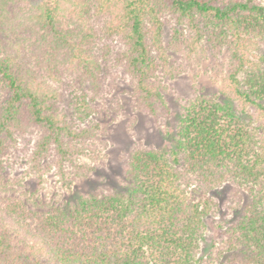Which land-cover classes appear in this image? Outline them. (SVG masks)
Instances as JSON below:
<instances>
[{
    "label": "trees",
    "instance_id": "obj_1",
    "mask_svg": "<svg viewBox=\"0 0 264 264\" xmlns=\"http://www.w3.org/2000/svg\"><path fill=\"white\" fill-rule=\"evenodd\" d=\"M197 50L225 56L228 70L215 92L192 84L175 99L174 145L124 152L119 190L45 210L0 195V264H264V5L255 0H0V182L20 140L38 179L77 168L106 137L108 124L92 118L119 72L138 110L165 114L164 81L185 75ZM224 185L236 216L202 259L205 220L219 211L211 193Z\"/></svg>",
    "mask_w": 264,
    "mask_h": 264
},
{
    "label": "rangeland",
    "instance_id": "obj_2",
    "mask_svg": "<svg viewBox=\"0 0 264 264\" xmlns=\"http://www.w3.org/2000/svg\"><path fill=\"white\" fill-rule=\"evenodd\" d=\"M255 1L264 5V0ZM196 53L194 58L182 62L187 69L185 75L164 81L167 87L166 94L163 95L166 112L160 117L155 118L135 107L127 75L119 72V78L115 82H108L104 98L99 103V116L92 118L95 122L108 124L106 137L103 136L104 140L100 139L95 144L88 156L80 158L77 168L65 173L64 178L54 169L41 179L33 172L28 174L30 166L25 150L28 144L20 140L6 165L7 176L4 182H0V195L22 200L31 210H45L92 192L119 190L120 156L137 144L161 150L171 148L174 144L170 133L172 132L173 137L177 115L175 99L187 96L192 84L209 93L215 92L221 83V77L226 76L228 63L225 56L213 59L208 52L197 50ZM64 87L65 91L61 94L67 100L73 88L66 85ZM78 166L88 167L86 177L76 176L78 172L85 171ZM231 189L229 185H224L211 193L219 205V211L214 217L205 220L206 230L198 253L202 259L220 243L224 229L236 216L228 203Z\"/></svg>",
    "mask_w": 264,
    "mask_h": 264
}]
</instances>
